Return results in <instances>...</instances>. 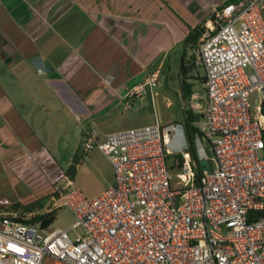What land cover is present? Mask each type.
Wrapping results in <instances>:
<instances>
[{
	"label": "built area",
	"instance_id": "built-area-1",
	"mask_svg": "<svg viewBox=\"0 0 264 264\" xmlns=\"http://www.w3.org/2000/svg\"><path fill=\"white\" fill-rule=\"evenodd\" d=\"M194 55L205 72L210 170L197 177L177 126L161 127L156 116L102 140L92 134L83 150L105 155L113 184L90 200L58 188L43 211L68 207V228L23 222L31 213L1 199L8 209L0 211V264H264V0L216 8ZM161 79L154 69L130 94L148 86L152 95ZM172 151L182 156L176 187ZM77 227L83 233L72 239L68 230Z\"/></svg>",
	"mask_w": 264,
	"mask_h": 264
},
{
	"label": "crops",
	"instance_id": "crops-1",
	"mask_svg": "<svg viewBox=\"0 0 264 264\" xmlns=\"http://www.w3.org/2000/svg\"><path fill=\"white\" fill-rule=\"evenodd\" d=\"M226 1L0 0V147L15 151V156L39 152V158L49 163L44 147L55 122L51 117L72 115L93 125L99 117L139 109L148 91L130 92L154 69L160 71V82L179 77L181 97L199 115L193 124L202 131L205 72L191 74L200 67L194 64L200 38L192 44L186 37L194 27L209 26L214 10ZM195 77L204 90V104L196 101ZM177 129L187 148L183 125L177 124ZM199 143L200 157L206 156ZM94 149L83 150L85 161L99 175L103 169L109 172L97 196L113 184L114 173L108 159ZM77 161L76 151L66 165L77 166ZM77 172L70 179L64 171L67 181L59 188L68 191Z\"/></svg>",
	"mask_w": 264,
	"mask_h": 264
},
{
	"label": "rangeland",
	"instance_id": "rangeland-1",
	"mask_svg": "<svg viewBox=\"0 0 264 264\" xmlns=\"http://www.w3.org/2000/svg\"><path fill=\"white\" fill-rule=\"evenodd\" d=\"M196 72L202 76L204 73L203 67H197L191 74H195ZM177 78L179 77L171 76L166 79L167 81L159 82L152 87L153 101H151L149 87L146 86V92L148 91V93H146V99L141 102L139 109L134 106L133 108L124 110L123 114L120 113L116 116L112 115L104 118L99 117L93 125L89 121L84 122L72 115L56 114L55 117H51L50 120H54L55 122L50 127L51 132L49 135L47 134L50 140L44 147L50 158L49 163L43 162L39 158V152L35 153L33 151L29 156H15V151L6 150L4 152V148L0 147V199L6 198L11 203L20 202L22 204L42 199V205L36 206L34 212L43 211L45 207H48V203L58 200L60 196L58 188L66 183L64 181H67L64 178L66 175L63 174L68 167L66 162L70 161L71 156L76 151L77 162H79V165L76 166V172H78L68 191L77 189L83 197L95 196L99 192V189H101L103 180L109 177V172L107 169H103L102 175H99L95 168L88 161H85L86 155H82V147L85 140L91 139L92 134H95L97 138H102L108 132L153 125L156 121L155 116L161 127L169 124H172V126H177V124L184 125L185 115L189 114L191 108L189 102L184 97H181V85H179V79ZM195 80L193 81L194 90L197 92V96H199L196 98V101L204 104L202 98L204 90L199 83V79L196 78ZM182 89L185 93L186 86L183 85ZM257 95L252 94L251 101H254V99L257 101ZM261 101L264 100L261 99ZM168 102L169 104L167 105ZM80 123L83 124L81 128ZM38 135L39 137L41 136V134ZM198 141L202 145V152L211 160L213 155L203 135L196 136L194 140L197 157H200L197 145ZM76 146H80V148L77 149ZM21 148L18 151H22L23 149ZM183 151L188 152L193 162L192 152L188 144L187 148L183 149ZM179 156V152L172 151L167 157L172 187H176L179 170L174 165V161ZM193 168L195 170V166ZM7 209L0 207V211ZM28 216L30 218L33 215ZM73 220L72 211L66 206H59L56 207V217L49 227L68 228ZM68 233L74 239L76 234H82L83 230L77 227L69 229Z\"/></svg>",
	"mask_w": 264,
	"mask_h": 264
},
{
	"label": "trees",
	"instance_id": "trees-1",
	"mask_svg": "<svg viewBox=\"0 0 264 264\" xmlns=\"http://www.w3.org/2000/svg\"><path fill=\"white\" fill-rule=\"evenodd\" d=\"M236 1L237 0H227L225 3L221 4L217 8L220 9L224 6V4L229 3V2H236ZM203 30H204V27H202V26H197V27L190 29L188 32V35L186 37V40L189 43L195 44L199 40ZM198 118H199L198 114H194L190 111L189 114L185 115L184 125H183L184 135H185L188 147L190 148V150L192 152V158H193L192 165L194 163L193 166H195V172H196L197 177H199L201 175L202 171H201V167L199 165V158L197 157L196 152H195L194 140H195L196 136L203 135V133L199 129V127H197L196 125L193 124L194 121L198 120ZM178 159L180 161L182 160L181 154H180ZM75 165L76 164L74 162V163L70 164L66 169V175L70 179L73 178V174L76 171ZM40 205H42V199H38V200H35L34 202H30L27 204H22L20 202H14V203H12L11 208L18 210L20 212L26 213V214L31 213L33 215L30 218H19V220L26 222V223H39L40 226H47L54 221V219L56 217V210H52L51 212H44V211L34 212L35 207L40 206Z\"/></svg>",
	"mask_w": 264,
	"mask_h": 264
},
{
	"label": "water",
	"instance_id": "water-1",
	"mask_svg": "<svg viewBox=\"0 0 264 264\" xmlns=\"http://www.w3.org/2000/svg\"><path fill=\"white\" fill-rule=\"evenodd\" d=\"M199 165L203 171H209L210 170V163L204 157H199Z\"/></svg>",
	"mask_w": 264,
	"mask_h": 264
},
{
	"label": "bare ground",
	"instance_id": "bare-ground-1",
	"mask_svg": "<svg viewBox=\"0 0 264 264\" xmlns=\"http://www.w3.org/2000/svg\"><path fill=\"white\" fill-rule=\"evenodd\" d=\"M169 142V141H168ZM169 144H170V142H169Z\"/></svg>",
	"mask_w": 264,
	"mask_h": 264
}]
</instances>
